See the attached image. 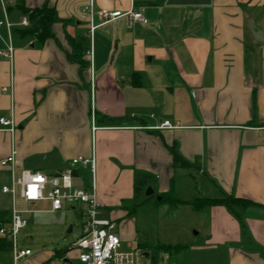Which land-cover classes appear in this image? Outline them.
Wrapping results in <instances>:
<instances>
[{
	"label": "crops",
	"instance_id": "obj_1",
	"mask_svg": "<svg viewBox=\"0 0 264 264\" xmlns=\"http://www.w3.org/2000/svg\"><path fill=\"white\" fill-rule=\"evenodd\" d=\"M1 1L14 49L12 59L0 57V117L13 122L12 130L0 124V159L14 151V162L0 166V199L8 195L11 204L1 191L11 174H52L93 154L97 217L116 222L121 244L135 237L125 202L137 201L142 188L172 190L185 201L198 192L233 195L252 203L235 214L222 204L194 209H206L207 226L203 243L191 248L209 253L193 264H264V0ZM45 3L58 18L54 37H21L27 26L19 24L26 17L19 4ZM89 5L141 11L149 24L102 22ZM79 37L81 71L68 56ZM5 42L2 26L0 48ZM166 120L171 127H158ZM86 171L76 166L75 186L91 183ZM189 171L197 176L188 179ZM44 202L47 208L33 209ZM30 205L22 210L49 211L48 201ZM0 243L10 245L4 237Z\"/></svg>",
	"mask_w": 264,
	"mask_h": 264
},
{
	"label": "rangeland",
	"instance_id": "obj_2",
	"mask_svg": "<svg viewBox=\"0 0 264 264\" xmlns=\"http://www.w3.org/2000/svg\"><path fill=\"white\" fill-rule=\"evenodd\" d=\"M86 170L89 172L88 168ZM187 174L188 179L197 176L190 171ZM145 190L146 188H142L137 201L125 202L127 212L123 219L126 224L132 223L130 231L133 230L135 237L122 243L120 250H138L141 255L135 259L136 264H149L153 260L160 259L165 252L170 254L176 264L199 262V255L204 254L205 257L209 252L203 250L198 254L197 249L191 247L204 241L203 232L207 226V218L204 216L206 209L196 213L190 204L177 203L180 198L172 190L162 201L157 199L160 194L153 193L146 196ZM198 194L197 197L186 201L206 197L199 192ZM14 203L19 210L31 206L18 197V191L14 194ZM10 207L8 195L0 199V219L7 215ZM47 207L48 204L44 202L37 203L33 209ZM23 216L27 224L17 233L15 241L18 247H28L31 255L17 260L15 264H79L76 251L70 252L69 262L63 261L59 255L51 256L50 252H62L81 236L86 219V207L83 204L64 203L56 212L29 211L24 212ZM69 226H71L70 232L67 231ZM115 232L119 235L117 228ZM0 244V264H12L10 245ZM144 253L148 256L143 255Z\"/></svg>",
	"mask_w": 264,
	"mask_h": 264
},
{
	"label": "built area",
	"instance_id": "obj_3",
	"mask_svg": "<svg viewBox=\"0 0 264 264\" xmlns=\"http://www.w3.org/2000/svg\"><path fill=\"white\" fill-rule=\"evenodd\" d=\"M0 3H2L1 0ZM87 10L89 14L96 12L102 22L127 17L130 23L149 24L148 19L141 11L128 10L122 12L105 8L95 11L91 5L88 6ZM19 24L28 26L29 21L26 17H22ZM2 26L6 28V42L5 46L0 48V57L12 59L14 48L11 41V23L4 18L0 20V27ZM93 28L94 26H91L90 30ZM87 53L91 55V50ZM1 90L11 94V88L2 87ZM0 124L9 127V130L13 129L11 119L0 117ZM158 127H171V125L166 120L160 123ZM91 129L95 130L96 126L93 124ZM13 162L14 151H11L7 156L0 159V166H11ZM76 166L88 168L91 175L90 184L83 187H77L73 184L72 178ZM95 167L96 161L93 154L90 156L77 155L70 160L69 167L59 172L45 174L40 171L22 169L16 177L11 174L10 181L1 186V191L11 197V207L9 208L8 218L0 222V237L7 238L10 241L13 264L31 254L29 248L18 247L15 241L17 233L27 224V220L23 216L24 210H19L15 206L14 194L16 191L26 203L48 201L49 211L51 212L60 210L64 203L83 204L86 207V219L81 236L63 251L68 261L71 259L70 252L76 251V259L79 264H136L135 259L141 254L138 250H120L121 239L115 232L116 222L109 218L97 217L99 202L94 188ZM145 256H148V254ZM149 264L175 263L169 257V254L165 252L160 259L153 260Z\"/></svg>",
	"mask_w": 264,
	"mask_h": 264
},
{
	"label": "trees",
	"instance_id": "obj_4",
	"mask_svg": "<svg viewBox=\"0 0 264 264\" xmlns=\"http://www.w3.org/2000/svg\"><path fill=\"white\" fill-rule=\"evenodd\" d=\"M19 7L24 16H26L29 21V25L27 27L18 29V33L21 37L33 36L40 41L49 37H54L53 32L51 31V25L53 22L57 21L58 18L53 7L48 6L46 3L40 7L27 8L23 4H19ZM84 41L85 39L82 37L72 40V45L76 49V53L73 54V56L68 55L71 60L79 64V71H81L82 67L85 65V61L82 59V53L84 51ZM172 152L175 156V160H182L174 149L172 150ZM139 178L140 176H137V184L140 182ZM167 196V193L160 194L159 200L162 201L164 200V197ZM177 203L190 204L195 210L200 209L204 205L222 204L229 211L235 214L236 207L245 208L251 205L252 202L243 198H237L233 195H225L221 198L204 197L191 201L177 200ZM57 255H60L59 251L57 252Z\"/></svg>",
	"mask_w": 264,
	"mask_h": 264
},
{
	"label": "water",
	"instance_id": "obj_5",
	"mask_svg": "<svg viewBox=\"0 0 264 264\" xmlns=\"http://www.w3.org/2000/svg\"><path fill=\"white\" fill-rule=\"evenodd\" d=\"M248 26H249L250 30L253 32V34H254V36H255V39H258L257 37H259V36H260V38H261V32H260L259 30L255 29V27H254L251 23H249ZM152 194H153V190H152L151 187L148 186V187L146 188V190H145V195H146V196H149V195H152ZM157 199H160V196H158ZM67 231H68V232L71 231V226H69V228H68ZM144 255H147V253H144ZM62 260H63V261H68L67 258H63Z\"/></svg>",
	"mask_w": 264,
	"mask_h": 264
}]
</instances>
